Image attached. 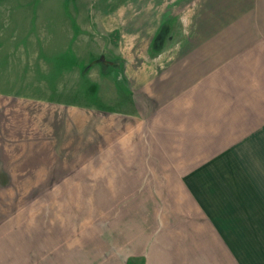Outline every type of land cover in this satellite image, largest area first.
Masks as SVG:
<instances>
[{"label":"crops","instance_id":"1","mask_svg":"<svg viewBox=\"0 0 264 264\" xmlns=\"http://www.w3.org/2000/svg\"><path fill=\"white\" fill-rule=\"evenodd\" d=\"M183 3L186 14L152 19L151 51L109 59L76 29L60 50L74 59L42 62L81 78L121 66L122 94L106 106L77 90L0 87V182L90 197L102 230L84 252L82 236L38 213L0 264H98L99 251L106 264H264V0L171 2ZM89 9L75 19L106 20ZM100 238L109 242L96 250Z\"/></svg>","mask_w":264,"mask_h":264},{"label":"rangeland","instance_id":"2","mask_svg":"<svg viewBox=\"0 0 264 264\" xmlns=\"http://www.w3.org/2000/svg\"><path fill=\"white\" fill-rule=\"evenodd\" d=\"M61 1L0 0L1 88L20 89L23 92H33L32 89L43 91L47 88L65 91L68 96L77 90L84 96L82 103L92 101L100 106H106L108 100L113 101V98L122 94L118 84L114 83V80L120 81L118 77L121 76V66L115 71L112 67L101 64L100 70L103 72L101 74L96 71V69L99 71L97 65L93 70L91 68L84 72L85 77L81 78L76 71L71 73L66 71L65 67L70 64L42 62L61 60L66 63L74 59V53L60 54V50L64 45L74 43L76 38L71 34L76 29H81L84 40L92 38L100 55L104 54L109 59L117 57L118 51L128 56L131 46L134 51L138 48L144 51V47L147 46L150 50V40L154 38L153 23L155 24L152 19L156 18L155 15L165 9L180 14L188 12L186 9L188 5L183 3L177 10L176 6L171 4L172 0H162V3L159 1L156 3V0H94L91 8L84 3L88 0H67V4H62ZM79 9L83 10L84 14L89 9L97 17L101 16L106 20H76V12H81ZM144 17L149 20L145 28L139 26L142 23L140 19ZM95 47H92L93 50ZM116 73L120 76L117 77ZM43 75L46 76L47 83L39 85L38 81ZM120 85L122 86L121 83ZM44 183L46 182H0V238L3 241L0 256L9 255L14 239L27 237L29 228L32 232L35 230L34 220L38 213L39 217L43 215L46 217L48 212L47 221L51 217L52 222L61 226V230L65 227L69 233L68 239L70 236L73 241L75 236H82L84 252H90L91 246L87 242L91 233L101 234V229L91 227L90 197L44 195V191L39 190L48 188L47 185L43 186ZM52 186L50 190L53 189ZM34 192L37 195L33 196ZM76 210L82 215V222L78 221L77 224L74 223L78 215ZM258 216H261V212ZM99 241L100 243L95 246L96 250L107 246L106 241L109 242V239L100 238ZM117 242L123 246L121 238H118ZM99 253L101 256L103 252ZM100 256L97 263L106 264L105 259ZM7 263H10V259Z\"/></svg>","mask_w":264,"mask_h":264},{"label":"water","instance_id":"3","mask_svg":"<svg viewBox=\"0 0 264 264\" xmlns=\"http://www.w3.org/2000/svg\"><path fill=\"white\" fill-rule=\"evenodd\" d=\"M101 60H106V57L103 55V56H101Z\"/></svg>","mask_w":264,"mask_h":264}]
</instances>
